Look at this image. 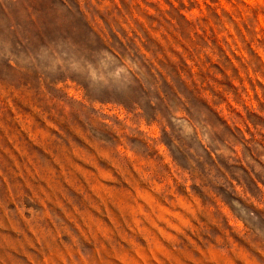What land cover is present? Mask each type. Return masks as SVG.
<instances>
[{
    "label": "rangeland",
    "instance_id": "374dc122",
    "mask_svg": "<svg viewBox=\"0 0 264 264\" xmlns=\"http://www.w3.org/2000/svg\"><path fill=\"white\" fill-rule=\"evenodd\" d=\"M0 264H264V0H0Z\"/></svg>",
    "mask_w": 264,
    "mask_h": 264
}]
</instances>
